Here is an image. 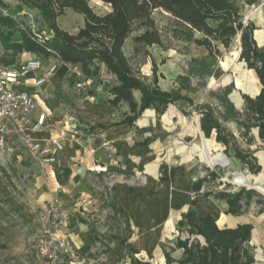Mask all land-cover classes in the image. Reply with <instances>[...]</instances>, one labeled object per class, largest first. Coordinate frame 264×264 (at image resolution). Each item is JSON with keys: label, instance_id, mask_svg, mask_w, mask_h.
<instances>
[{"label": "rangeland", "instance_id": "1", "mask_svg": "<svg viewBox=\"0 0 264 264\" xmlns=\"http://www.w3.org/2000/svg\"><path fill=\"white\" fill-rule=\"evenodd\" d=\"M236 1L242 7L246 22L255 24L256 19L257 24H264V0ZM4 2L11 6L9 13L25 27L31 28L39 37H50L49 27L37 10L27 7L19 9L16 0H4ZM90 6L99 15H105L111 10L110 6L97 0H91ZM152 17L161 38V45L146 46L137 43L136 38L146 31V28L137 25L126 41L125 54L138 76L147 84H153L154 68H157L158 85L165 91L176 92L190 98L193 104L180 101L171 108V114L179 113L184 120L183 125L177 127L173 125L171 118L166 119V116H162L156 108L153 109L149 115L150 126L146 129L147 138L151 141L150 146H157V151L161 155L163 153L162 157L174 154L172 159L178 162L170 167H183L184 170L179 173L181 175L195 177L198 171H203L205 176L210 177L215 174L214 180L206 183L204 188V191L213 192L214 197L223 191L237 192L249 189L254 184L264 185V175L258 181L235 159L228 158L222 165L213 166L209 161L210 158L202 161L200 155L204 141L206 148L212 149L215 155L213 158L224 154L223 147L217 144L214 138L207 139L203 133L200 135L198 124L201 118L200 111L211 110L220 123L239 135L241 130L236 122L231 120L224 122L222 119L226 113L225 105L230 99L238 110H245L242 95L259 85L246 64L239 62V38L234 41L230 49L221 46L219 53L210 57L205 48L197 47L187 41L183 33L184 28L171 14L163 10H155ZM57 23L61 29L75 34L85 22L82 15L68 10L57 20ZM29 54L17 55L14 59L15 65L27 61ZM37 58L42 62L41 72L50 76L47 86L56 82L54 94L61 97L71 94L68 98L63 97L64 101L71 103L70 112L77 114L80 108L89 109L83 97L78 95L83 90L82 86L78 84L72 86L68 79L69 75L63 80L56 77L59 67L56 59ZM12 59V52L6 51L0 44V60ZM3 68L4 64L0 63V69ZM74 71L79 72V69L76 68ZM41 90L45 89L41 88ZM38 96L39 106L51 108L44 98L45 95L38 94ZM59 103L57 102L58 105ZM61 103L60 106L63 107L65 103ZM52 105L54 107L55 104ZM62 111H67L66 107H63ZM115 112L117 115H123L124 109L120 106ZM244 114L243 121L251 122L247 113ZM71 129L75 130L76 127ZM18 146L16 158L15 154L13 157L0 159V264H52L45 255L48 252L45 245L47 231H52L58 237L70 216L60 211L51 199V195L54 194V185L51 184L52 179H50L51 168L32 161L28 149ZM215 147L218 149L215 150ZM258 148L264 150V145L259 144ZM27 159L31 161L30 168L23 169V162ZM187 160L189 162L184 163ZM152 167L149 164V167L144 168L139 174L131 172L118 174L108 169L109 172L102 175L96 173L93 168L85 177L88 190L81 194L75 190L69 193L72 196L71 212L83 218L85 224L91 227V231H98V236L117 234L114 221L108 220V217L112 216L109 204L115 195V192L110 194V189L113 187L118 189L117 186L122 184L132 186L133 189L149 185L152 182ZM58 168H54L55 175L59 171L62 178H65V172L60 166ZM117 177L120 179L119 182ZM246 180L250 185L245 183ZM158 188L159 186L154 189L155 193ZM260 195L261 197L253 198L249 205L245 206L244 214L254 223L255 228L259 229L261 234L259 238L264 242V195L261 193ZM260 200H263L261 201L263 203H260ZM153 206L155 205H150V208ZM162 216L165 221L168 219L166 214ZM163 219L161 222H164ZM177 227V224L169 223L163 228L158 226L156 231L153 229L149 232L132 231L133 237L129 242L139 252L135 256L119 243L117 245L112 243L113 247L108 250L103 243L93 240L90 249L80 253L66 239L75 257L64 255L60 258L59 264H136V259L143 263L166 264L165 252L176 258L179 257L176 248ZM258 240L257 235L250 247L256 264H264V245Z\"/></svg>", "mask_w": 264, "mask_h": 264}, {"label": "trees", "instance_id": "2", "mask_svg": "<svg viewBox=\"0 0 264 264\" xmlns=\"http://www.w3.org/2000/svg\"><path fill=\"white\" fill-rule=\"evenodd\" d=\"M16 1L19 9L27 7L39 12L49 27L50 37H39L31 28L25 27L9 13L11 6L0 0V44L13 54L12 60H0V63H3L5 68L14 66L15 57L21 53H33L46 60L54 58L59 62L56 77L63 80L69 75L72 86L97 77L100 74V65L103 64L118 81L117 85L109 88L112 95L109 103L114 109H118L122 103L128 104L129 111L124 114L122 124H128L131 128H137V121L156 105L161 106L165 112L170 105L180 101L193 104L190 98L163 90L158 85L157 68H154L153 84H147L138 76L124 51L126 41L137 25L146 28V31L136 38L137 43L146 46L161 45V38L152 16L155 10H163L181 24L187 41L205 48L210 57L217 55L221 46L230 49L239 38V62L246 64L249 70L256 73L261 85L257 96L242 95L245 112L250 115L251 123L243 121L245 114L228 99L225 105L226 113L222 119L224 122H236L241 130L240 134L237 135L220 123L209 109L200 111V128L207 139L214 138L215 142L223 147V153L229 159L237 160L254 175L262 172L257 154L259 144H264V52L260 50L255 38L257 27L253 22L245 21L242 7L236 0H97L110 6L111 10L105 15L94 11L90 6L91 0ZM68 10L84 17V26L75 34L61 29L57 23ZM76 68L79 69L80 75L74 71ZM136 91L140 93L139 99L134 94ZM254 130L258 131V140L253 134ZM254 145L256 147H253ZM224 160L227 159L222 154L209 159L213 166L222 165ZM60 169L65 172V178H62L59 171L56 172V178L60 185H64L69 180L71 170L64 165H61ZM182 170L183 167L163 165L160 183L172 182ZM215 176L212 174L211 177L200 178L194 184L192 208L184 213L178 222L176 248L179 257L165 252L166 264H256L250 247L252 225L243 224L235 228L221 229L217 216H200L193 209L202 198L213 195V192L204 191V188ZM245 183L250 185L247 180ZM254 187L264 195V186ZM114 191L113 187L110 194ZM259 192L252 189L223 191L218 193L216 198L227 202L228 215L241 216L245 213V206H248L253 198L261 197ZM261 201L263 200H260V203H263ZM109 208L112 216H109L108 220L114 221L118 233L107 235L134 256L139 254L129 242L133 232L123 230L120 225L125 211L116 209L112 203ZM79 219L81 223H85L83 218ZM91 235L94 242H101L108 250L111 249L101 241L98 231L92 230ZM135 262L149 264L137 259Z\"/></svg>", "mask_w": 264, "mask_h": 264}, {"label": "crops", "instance_id": "3", "mask_svg": "<svg viewBox=\"0 0 264 264\" xmlns=\"http://www.w3.org/2000/svg\"><path fill=\"white\" fill-rule=\"evenodd\" d=\"M251 1L259 2L261 0ZM255 26L257 27L255 38L260 50L264 52V24H257V20L255 19ZM36 58V55L30 53L28 60ZM249 71L254 74L255 80L259 85L253 87L246 95L255 97L260 93L261 85L256 73L253 70ZM78 74L80 75L79 72ZM48 83L42 87L45 90L40 89L38 91L39 94L45 95V100L51 106V108L39 106L41 111L48 112L51 120V124L44 135L46 137L63 136L66 139L68 144L64 155L61 157L60 166H67L71 170L68 182L60 185L57 181L54 167H48L52 170V177L50 179H52L51 184L54 185V194L51 195V199L60 211L68 213L70 216L69 221L62 227L58 237L60 239H67L70 245L80 253L89 250L92 246L91 227L88 224L80 223L79 216L71 212L73 210L70 204L72 196L69 193L75 190L81 194L88 190V185L85 180L86 173L92 172L96 164L105 165L110 171L118 172V174H125L126 172L139 174L144 168H148L149 164H151V167L153 166L152 182L149 185L146 184V186L144 185L138 189H133L132 186L122 184L117 186L118 189L114 191L115 195L111 199V203L116 209H123L125 211L124 216L120 220V225L123 230L127 232L134 230L149 232L152 229L156 231L158 226L163 228L165 224L169 223H172V225L177 224L178 226L182 215L192 208L194 184L198 179L206 176L203 171L195 173V177L177 174L172 182L160 183V167L163 165L170 167V165H174L178 161L172 159L174 154H167L162 157L163 153L161 155L157 151V146H150L151 141L147 138L148 133L146 129L151 123L149 115L155 108L162 116H166V119L167 117L171 118L173 125H176V127L183 125L184 120L179 113L171 114V108L174 105H170L165 112L162 111L161 106L156 105L153 109L146 111L137 121V128H131L128 124H122L124 114L129 111L128 104L122 103L121 107L124 109V113L123 115H117L115 112L116 109L109 103V100L112 99L109 88L110 86L117 85L118 81L116 76L110 74L103 64L100 65V74L97 77L89 79L83 84H78L83 89L78 95L83 97L89 109L80 108L77 114L69 111V105L71 103L64 101L63 98H68L71 94L68 93V95H63V97L56 95L54 94L56 82H53L51 86H47ZM134 94L136 98L140 97L139 92L136 91ZM57 102H60L59 105ZM61 102L65 103L63 107H66L67 111H62L63 107L60 106L62 104ZM52 103L55 104L54 107ZM239 111L244 113L246 110ZM247 115L251 121L250 115L248 113ZM198 124L200 126V123ZM100 125L103 127H98ZM71 127H76V129L73 130ZM199 131L200 135H202L201 128ZM253 134L258 140V131L254 130ZM216 149L218 148L215 147ZM112 152L115 153L113 158L110 157ZM200 155L202 161L215 156L211 148H206L205 141L202 149H200ZM17 156L18 153H16L15 158ZM257 156L262 166V172L258 175L251 173V175L259 181L260 177L264 175V150L260 148ZM31 158L32 161L38 162L32 156ZM30 162L28 159L24 161L23 169L30 168ZM188 162L187 160L184 163L187 164ZM117 181H120L119 177H117ZM258 185L264 186L263 184H254V186ZM157 186L159 188L155 193L154 189ZM150 205L155 206L150 208ZM193 209L200 216L209 214L217 215L218 226L221 229L235 228L243 224L252 225L253 235L251 243L255 241V236L258 235V242L264 245V242L259 238L261 236L259 229L255 228L254 223L248 220L245 214L233 216L226 213L228 210L226 201L210 196L208 198H202ZM163 214H166L168 218L166 221L162 218ZM162 219L164 222H161ZM99 238L102 242L110 246V248L113 247V244H118L107 234L105 236H99Z\"/></svg>", "mask_w": 264, "mask_h": 264}, {"label": "built area", "instance_id": "4", "mask_svg": "<svg viewBox=\"0 0 264 264\" xmlns=\"http://www.w3.org/2000/svg\"><path fill=\"white\" fill-rule=\"evenodd\" d=\"M41 70L39 58L0 69V159L13 157L21 145L43 167L58 168L67 141L63 136L44 135L51 120L48 112L39 109L38 91L48 83L50 76ZM114 155L112 152L110 157ZM94 171L109 172L101 164L95 165ZM45 245L48 248L45 255L52 264H59L64 255L75 257L67 240L58 238L52 231H47Z\"/></svg>", "mask_w": 264, "mask_h": 264}, {"label": "water", "instance_id": "5", "mask_svg": "<svg viewBox=\"0 0 264 264\" xmlns=\"http://www.w3.org/2000/svg\"><path fill=\"white\" fill-rule=\"evenodd\" d=\"M239 51H240V48H239ZM223 156L228 160V157L225 154H223ZM249 189H252V190H255V191L259 192V190L257 188H255L254 186L249 187ZM259 193H261V192H259Z\"/></svg>", "mask_w": 264, "mask_h": 264}, {"label": "bare ground", "instance_id": "6", "mask_svg": "<svg viewBox=\"0 0 264 264\" xmlns=\"http://www.w3.org/2000/svg\"><path fill=\"white\" fill-rule=\"evenodd\" d=\"M261 17V16H260ZM261 22H263V21H261Z\"/></svg>", "mask_w": 264, "mask_h": 264}]
</instances>
